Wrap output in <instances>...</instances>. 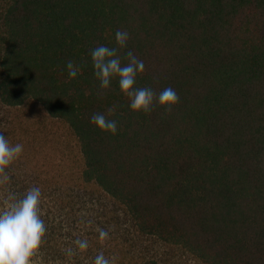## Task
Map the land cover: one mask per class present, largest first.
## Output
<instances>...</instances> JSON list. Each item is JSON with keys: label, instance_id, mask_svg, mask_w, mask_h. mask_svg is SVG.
<instances>
[{"label": "trees", "instance_id": "1", "mask_svg": "<svg viewBox=\"0 0 264 264\" xmlns=\"http://www.w3.org/2000/svg\"><path fill=\"white\" fill-rule=\"evenodd\" d=\"M0 3V134L28 147L5 110L35 102L69 127L80 158L52 171L30 167L27 152L0 184L1 211L10 193L41 189L42 263L103 253L110 264H182L176 250L185 264H264V0ZM117 29L129 34L122 64L128 49L144 61L136 86L172 87L175 106L134 113L117 79L100 88L91 50L117 47ZM94 113L117 133L100 131Z\"/></svg>", "mask_w": 264, "mask_h": 264}, {"label": "clouds", "instance_id": "2", "mask_svg": "<svg viewBox=\"0 0 264 264\" xmlns=\"http://www.w3.org/2000/svg\"><path fill=\"white\" fill-rule=\"evenodd\" d=\"M128 32L117 29L115 41L117 47L99 45L91 50V62L94 76L101 89H109L113 78L117 79L121 93L129 98V107L134 113L147 114L154 103L165 110L178 103V95L172 87L163 88L158 94L150 86L137 87V76L145 71L144 61L138 59L128 49L124 53L126 63L118 50L127 48ZM67 75L75 79L79 68L73 61L66 62ZM96 127L115 135L117 122L107 119L102 113H94L90 117ZM23 151L21 143L10 144L7 137L0 134V184L9 180L7 169L20 157ZM42 194L37 186L30 187L22 195L10 193L9 204L0 211V264H33V257L43 242L46 226L40 215ZM108 238V232L99 230V239L103 242ZM78 249L84 251L88 247L86 240L75 241ZM71 254V249L68 250ZM94 264H110V260L99 253L94 258Z\"/></svg>", "mask_w": 264, "mask_h": 264}, {"label": "rangeland", "instance_id": "3", "mask_svg": "<svg viewBox=\"0 0 264 264\" xmlns=\"http://www.w3.org/2000/svg\"><path fill=\"white\" fill-rule=\"evenodd\" d=\"M2 11L3 5L0 3V22ZM0 114L4 115L2 108H0ZM5 115L24 126L12 129L15 140L23 137L29 143L28 147L23 146L20 159H16L19 167L26 168L23 157L27 155V152H30L32 156V159L29 160L30 167H42L45 170L53 171L63 158H68L67 165L71 164L75 169L78 167L80 158L77 142L72 131L64 122L51 119L44 109L35 102H30L22 108L5 110ZM91 193L93 200L97 198L94 189H91ZM173 252V255L179 258V263H186L178 251L173 250ZM37 255L40 253H36L33 257V264H44Z\"/></svg>", "mask_w": 264, "mask_h": 264}]
</instances>
